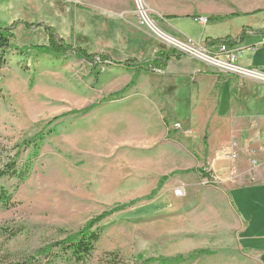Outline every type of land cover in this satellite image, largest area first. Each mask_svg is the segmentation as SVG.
Returning <instances> with one entry per match:
<instances>
[{
    "label": "rangeland",
    "instance_id": "rangeland-1",
    "mask_svg": "<svg viewBox=\"0 0 264 264\" xmlns=\"http://www.w3.org/2000/svg\"><path fill=\"white\" fill-rule=\"evenodd\" d=\"M19 1L28 6L35 5L29 1L38 3ZM91 1H42L45 9L41 8L34 17L29 10L22 13L14 1L0 0V28H9L19 19L44 24L55 28L68 44L91 54H108L115 62L139 57L143 51L142 33L163 48L175 47L141 26L136 17L132 19L135 6L131 2L126 18L125 8L113 7L114 0H94L95 4ZM145 3L158 30H162L161 25L170 24L201 42L213 27L203 29L196 25L193 18L201 16L192 12L199 5L219 14L239 5L264 6V0ZM175 14L185 19L164 20ZM158 18L163 20L158 22ZM214 31L215 35L222 34L218 29ZM168 37L179 40L172 33ZM47 42L42 28L27 30L18 26L12 41L14 48L0 71V167L14 157L25 140L45 134L28 179L0 181V187L12 195L10 206L0 205V264L21 262L39 249L79 232L100 214L138 199L141 200L93 229L100 233V241L83 262H75L56 249V257L40 259L37 264H142L140 256L145 260L173 258L201 249L213 254L185 264H258L237 244L216 190L218 182L203 179L197 172L205 173V167L190 165L189 154L182 149L176 154L182 162L177 170L168 165L162 167L161 160L169 158L170 148L154 140L161 127L158 116L164 96L160 92L163 71H130L112 62L97 59L93 64L71 54L55 57L30 49ZM134 78L135 85L124 95L116 96ZM180 91L179 110L189 116L190 89L184 86ZM96 104L98 107L87 114H72L50 124L57 117ZM198 129L202 130L195 128V134ZM174 130V124L170 125V133ZM174 135L167 138L168 143ZM203 146V140L197 141L194 150L203 155ZM31 152L32 145L21 150L20 167ZM214 154L212 149L209 157ZM216 154L220 158L224 155L222 151ZM214 165L222 177L219 170L223 162L215 161ZM172 174L154 197L147 198L163 177ZM178 189L184 190L183 196L176 195Z\"/></svg>",
    "mask_w": 264,
    "mask_h": 264
},
{
    "label": "crops",
    "instance_id": "crops-1",
    "mask_svg": "<svg viewBox=\"0 0 264 264\" xmlns=\"http://www.w3.org/2000/svg\"><path fill=\"white\" fill-rule=\"evenodd\" d=\"M12 1H14V6L22 10V13L29 10L34 17L41 8L45 9L42 1L51 2V0H38V4L36 1H29V4L33 2L35 5L28 6L20 4L19 0ZM114 1L113 7L125 8L124 13L126 18H129L128 5L131 2L133 6V0ZM62 2L67 4V0H62ZM91 2L95 4L94 0ZM234 7L223 14L200 5L193 9L192 14L198 13L199 16L217 17L235 13L241 15L207 25L196 23L203 29L208 25L213 27L203 42L170 24L161 25V28L168 36L171 33L179 36V40L174 37L172 39L184 43H201L214 50L218 44L211 45L212 41L225 38L235 40L236 47L243 49L237 65L264 75V47L259 45L264 37V6L239 5ZM256 11L261 12L252 15ZM170 17L185 19L175 14L167 16L164 20L168 22ZM134 18L135 15L132 12V19ZM155 20L159 22L163 19ZM215 29L222 31V34L215 35ZM159 30L162 32L161 29ZM141 35L143 36L141 39L143 51L140 52L139 57H135L140 60L128 59L141 62L159 50L166 49L158 41L150 39L148 34L142 33ZM161 78L160 92L164 93L159 102L158 118L161 127L159 126V136L154 142L170 148L169 158L161 160L162 167L168 165L173 167V170H177L182 162H179L176 154L182 149L189 154L187 162L190 165L196 167V164H202L205 167V173L211 174V182L212 178H217L219 187L216 190L225 207L227 219L231 222L229 224L231 231L235 232L240 250L258 264H264V155L260 151L264 144V84L234 75H217L211 68L187 57L171 59L167 68L162 72ZM184 86L190 89L189 116L181 114L179 110L180 90ZM165 117L171 121L168 127L164 123ZM172 124L174 127L180 124L181 129L170 133ZM197 127L202 130H196L198 133L195 134L194 129ZM171 134L175 135L171 137V143H168L167 138H170ZM201 140L204 144L203 155L194 150L195 142ZM212 149H214V157H209ZM221 151L224 153L223 157H216V152ZM246 151L255 153L260 164L254 166L252 163L254 157ZM164 152L167 151L164 150ZM231 155L236 156L232 158ZM215 161L223 162L222 170H219L222 172V177L218 176L219 168L214 165Z\"/></svg>",
    "mask_w": 264,
    "mask_h": 264
},
{
    "label": "trees",
    "instance_id": "trees-1",
    "mask_svg": "<svg viewBox=\"0 0 264 264\" xmlns=\"http://www.w3.org/2000/svg\"><path fill=\"white\" fill-rule=\"evenodd\" d=\"M259 12L261 11H256L252 15L258 14ZM237 16H241V15L235 13L229 16L209 17L208 21L209 23H218L226 19H231ZM21 25L24 26L27 30L42 28L45 31L48 37L47 44L30 47V49L36 50L41 54H45L49 56L59 57V56H65L67 54H71L74 55L77 59L86 60L93 64L97 62L98 59L100 62H104V63L112 62L113 64H115V66L123 67L130 71L144 70L147 72H151L153 70L164 71L167 68V65L171 59H181L186 57L179 50L171 47V48L159 50L153 56L141 62L134 59H128L124 62H115L108 55L91 54L82 48L74 47L73 45L68 44L66 41H64L62 38L58 36V34L55 31V28L53 27L46 26L44 24L29 23L24 20H16L9 28H5V29L0 28V71L6 64V57L8 52L14 48L12 41L15 39V29ZM215 44H226L230 48H232L236 46L237 42L230 38H225L211 42V45H215ZM19 51L22 52L20 49ZM135 82H136V78H134L132 82L128 84L123 90L117 93L116 96H122L125 93H127L129 89H131L135 85ZM96 107H98L97 104L82 110L73 111L71 113L62 115L52 120L50 124L52 125L60 118L72 114L73 115L87 114ZM168 120L169 119L167 117L164 118V123L166 124L167 127L171 122L170 120H169L170 122H168ZM44 139H45V134L44 132H41L36 136H34L33 138L29 140H25L22 144H20L16 149L17 152L14 155V157H12L6 165L0 167V181L4 180L5 178L16 179L21 182L27 180L31 173L33 159L39 155V150ZM31 145H32L31 155L30 157L27 158L26 163L20 167L18 165V159L20 158L21 150ZM197 172L200 173V176L203 177V179H209V180L211 179L210 178L211 174H206L204 173V171H200V170L199 171L197 170ZM173 175L174 174L168 177L167 176L163 177L159 182L158 187L147 198L154 197L156 193L164 187L165 183ZM140 200L141 199L134 200L128 204L119 205L114 209L108 210L100 214L97 218L89 221L86 224V226L79 232L69 234L64 240L49 244L39 249L38 251H36L34 255L26 258L21 262H15L10 264H37L40 259H50V258H54V256L56 257L54 253L56 249L57 251L61 252L64 255H69L75 262L78 263L83 262L93 253V251L95 250V245L100 241V233L94 231L93 229L96 226H98V224L101 223L103 220L107 219L108 217H111L112 215H114L119 211L130 208ZM11 204H12V195L4 187H0V205L4 207H8ZM212 254L213 252L210 250L201 249V250H196L187 256L180 255L173 258L152 257L147 260H145L143 256H140L138 259L143 262L142 264H153V263L185 264L187 262L195 261L201 256H205V255L210 256ZM55 260L56 259H53V261Z\"/></svg>",
    "mask_w": 264,
    "mask_h": 264
},
{
    "label": "built area",
    "instance_id": "built-area-1",
    "mask_svg": "<svg viewBox=\"0 0 264 264\" xmlns=\"http://www.w3.org/2000/svg\"><path fill=\"white\" fill-rule=\"evenodd\" d=\"M133 4L135 6V17L137 18L139 24L143 27H148L154 33L155 31L153 28L155 27L154 22L152 21L145 0H133ZM195 22L201 25H207L209 23L208 18L205 16H201L200 18H195ZM156 34V33H155ZM175 40V39H174ZM167 41V40H166ZM168 43L174 45L177 50H179L182 54L186 57L198 61L205 66L214 69L217 73L224 74V75H234L238 76L242 79L252 80L258 83L264 84V75L251 69L243 68L237 65V61L239 57L243 53L242 48L232 47L230 48L226 44H218L216 50L212 47L204 44H196V43H182L181 41L175 40L177 44L167 41ZM261 46H264V37L260 42ZM175 128L177 130L181 129L180 124H176ZM261 154L264 155V144L261 146ZM248 154H252L253 158V165L257 166L260 164L258 156L251 151H246ZM232 158L236 155H231ZM228 158H231L228 156ZM217 182V178H213ZM184 190L178 189L176 191V195L178 197L183 196Z\"/></svg>",
    "mask_w": 264,
    "mask_h": 264
},
{
    "label": "bare ground",
    "instance_id": "bare-ground-1",
    "mask_svg": "<svg viewBox=\"0 0 264 264\" xmlns=\"http://www.w3.org/2000/svg\"><path fill=\"white\" fill-rule=\"evenodd\" d=\"M153 30H154L155 33L158 34L162 39H165V40H167V41H169V42H172V43H174V44H177V43L175 42L174 39H172V38L168 37L167 35L163 34L161 31L158 30V28H157L156 26L153 28ZM177 42H178V41H177Z\"/></svg>",
    "mask_w": 264,
    "mask_h": 264
}]
</instances>
